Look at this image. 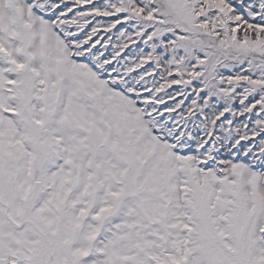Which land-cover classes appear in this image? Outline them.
<instances>
[{
  "label": "snow or ice",
  "instance_id": "1",
  "mask_svg": "<svg viewBox=\"0 0 264 264\" xmlns=\"http://www.w3.org/2000/svg\"><path fill=\"white\" fill-rule=\"evenodd\" d=\"M0 264H264V0H0Z\"/></svg>",
  "mask_w": 264,
  "mask_h": 264
}]
</instances>
